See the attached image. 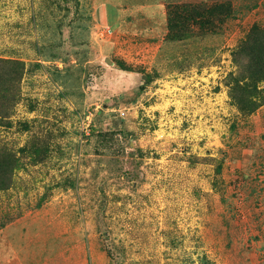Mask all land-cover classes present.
Wrapping results in <instances>:
<instances>
[{
    "label": "rangeland",
    "instance_id": "374dc122",
    "mask_svg": "<svg viewBox=\"0 0 264 264\" xmlns=\"http://www.w3.org/2000/svg\"><path fill=\"white\" fill-rule=\"evenodd\" d=\"M258 37L264 0H0V264H264Z\"/></svg>",
    "mask_w": 264,
    "mask_h": 264
},
{
    "label": "trees",
    "instance_id": "16d2710c",
    "mask_svg": "<svg viewBox=\"0 0 264 264\" xmlns=\"http://www.w3.org/2000/svg\"><path fill=\"white\" fill-rule=\"evenodd\" d=\"M255 50L256 51H258V49L259 50H263L262 52H264V38H261V37H258V41L256 42V44H255ZM263 69H264V67H263ZM260 71H263V70H260ZM263 73V72H262ZM259 74V73H258ZM0 109H1V107H0ZM6 112H1V110H0V119H2V118H4V116H6V114H5Z\"/></svg>",
    "mask_w": 264,
    "mask_h": 264
}]
</instances>
